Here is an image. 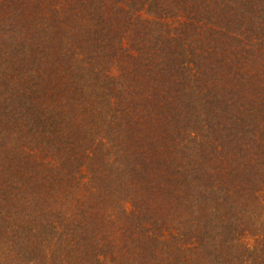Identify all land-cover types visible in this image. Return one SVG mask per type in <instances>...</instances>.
<instances>
[{"label": "trees", "instance_id": "16d2710c", "mask_svg": "<svg viewBox=\"0 0 264 264\" xmlns=\"http://www.w3.org/2000/svg\"><path fill=\"white\" fill-rule=\"evenodd\" d=\"M0 264H264V0H0Z\"/></svg>", "mask_w": 264, "mask_h": 264}]
</instances>
